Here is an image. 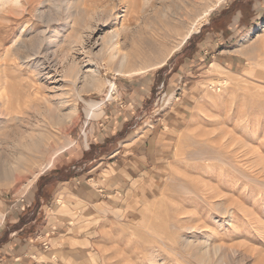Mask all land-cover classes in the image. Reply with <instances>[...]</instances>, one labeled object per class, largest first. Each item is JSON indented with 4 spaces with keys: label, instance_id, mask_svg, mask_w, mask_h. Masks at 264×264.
<instances>
[{
    "label": "rangeland",
    "instance_id": "1",
    "mask_svg": "<svg viewBox=\"0 0 264 264\" xmlns=\"http://www.w3.org/2000/svg\"><path fill=\"white\" fill-rule=\"evenodd\" d=\"M8 1L0 0V94L9 84L40 85L29 71L33 60L14 72L12 51L31 52L41 33L82 72L95 70L96 83L74 86L57 73L47 84L43 94H61L63 112L73 107L76 115L49 123L34 153L14 159L15 125L2 121L10 171L0 174V249L39 178L51 176L47 197L55 179L84 173L115 196L102 198L112 209L81 214L66 234L81 239L69 245L79 246L85 264H264V0H19L18 9ZM239 9L244 30L226 46L237 68L179 67L192 56L186 41L195 32L201 36L208 22L223 29ZM104 25L120 30L129 68L143 72L119 73L96 54ZM59 213L75 216L66 207Z\"/></svg>",
    "mask_w": 264,
    "mask_h": 264
},
{
    "label": "crops",
    "instance_id": "2",
    "mask_svg": "<svg viewBox=\"0 0 264 264\" xmlns=\"http://www.w3.org/2000/svg\"><path fill=\"white\" fill-rule=\"evenodd\" d=\"M241 10L234 12L230 23H226L223 29L213 30L208 22L201 36H199L200 30L195 32V40L192 36L191 45L188 46L193 51L192 56L184 57L179 67H186L188 63H194L195 66H200L199 68L209 63L210 67L223 62L229 68H237L238 58H235L234 53L226 46L244 30ZM211 59L213 61H210ZM94 148V144H90L91 152ZM91 152H85L83 155L87 156ZM97 159L100 158H92L89 161ZM94 178H86V175L81 173L68 176L64 180L55 179V185L49 196L44 197L43 193L47 191L44 190L45 187L52 183L51 176H42L37 182L41 184L40 188H36L34 193L27 195L24 203L15 208L16 219H13L16 223L15 228L10 230L9 240L0 249V264H64V262L85 264L87 258L85 254H82L79 246L69 245L71 239L75 241H81V239L66 237V234L68 230L75 228L77 225L75 219L81 214L97 216L102 215L105 208L112 209L105 205L109 201H104L102 198L115 197L108 195L106 188H102L100 184H95V187L99 188L92 186L93 184L90 183ZM78 205L80 207L74 208ZM117 206L115 203V208ZM63 207L68 208L75 216L59 213ZM119 210L116 208V211ZM38 216H41L42 220L40 226L36 224ZM86 247H89V244Z\"/></svg>",
    "mask_w": 264,
    "mask_h": 264
},
{
    "label": "bare ground",
    "instance_id": "3",
    "mask_svg": "<svg viewBox=\"0 0 264 264\" xmlns=\"http://www.w3.org/2000/svg\"><path fill=\"white\" fill-rule=\"evenodd\" d=\"M8 2H5V3H8ZM10 2H9V4H12L13 7L15 6L14 7L15 9H16V7H17V9H18V7L20 8L19 0H11ZM65 3H67V2H64V4ZM58 4H59V1H58ZM58 4H57V6H58ZM10 9H8L6 11V13H5L6 15H9ZM14 11L15 10H13V12ZM89 12H90V10H89ZM94 12H95V10H94ZM208 12H206L204 14V16ZM88 14H90V13H88ZM67 21H68V19H67ZM85 25H86V23H85ZM104 27H106L107 32L104 35L99 36L98 39H96V41L93 44L94 47L98 48L96 51V54L99 56H105L106 55L109 61L115 63L116 71H118L119 73H122L125 75H136V74H139L140 72H143V71H141V69H134L133 70V69L129 68V64L131 63V55L128 56L126 53H121V51H120V46H119L120 45V43H119L120 30H118L117 28H114V27L109 28V27H107V25H104ZM41 35H42V33H41ZM41 35L37 39V41L35 42V44L33 46L34 48H32L33 50L31 49L32 50L31 52L27 53V51H25L26 54L24 52V54L21 55L19 53L20 51L18 52V47L16 49H14V51H12V56L13 57L15 56L19 62V66L17 65L16 69L15 70L12 69V70H14V72H15L17 69H19L18 67L21 68V67L27 66V65H29L30 61L33 60L34 62H32V64H30L31 69L29 71L33 70L35 72V75H34V72L31 71L33 73V75L36 77L35 80L37 79V81H39L38 83L40 85L39 86L30 85L29 83H31V82H29V81L31 79L28 78L29 83H21V84H15V85L9 84L8 87L6 88V91L3 88L6 85L5 84L2 87L4 90V91L2 90V92H4V93L0 94V125H1L0 130L3 127L2 121L4 120V122H6V121L13 122L15 126L12 129L16 130V132H17L13 136V140H12V143L10 145V149H12L11 153L14 155V159H19V158L25 156L26 154H31V153H34L37 150H39V148L42 146L43 142L44 141L46 142V140L44 139L43 131H44V129H47L46 127L49 123L53 124V126L59 125L66 120H71L76 115V109L73 107L69 111L67 110V112H63L62 108L64 107L63 105L65 104V102H64V99L62 98L61 94H59V93L56 94V92H55L54 96L49 95L50 97H46V95L43 94V92L45 90L48 91V89L52 87L49 85L50 84L49 82L51 80H54L55 75L57 73H61L62 76L64 77V79L66 80V82H68L74 86L77 83L82 82L83 84L88 85L89 87H95V83H96V78H95L96 77V71L95 70L90 69L89 71H85V72L83 71L82 72L80 70V68L77 66V64H76L77 62H75V60H73V58H71V55L69 54V52H67V51L58 52L59 50H56L57 45L53 42V40H50V38L44 39V38H42ZM190 35H191V31H189L186 34L184 40L179 45L182 46V44H184V42L189 38ZM78 37H77L78 39H81L80 35ZM176 50H174V51H176ZM162 64H163V62H161V65ZM80 67H81V65H80ZM13 68H14V65H13ZM28 69H29V67H28ZM3 71H2L1 75L3 76V73H4V76L7 77L6 76L7 71L6 70H3ZM18 71H20V70H18ZM23 71H20V72H22L23 74H26V73L31 74V72H29L28 70H27V72L25 71L26 73ZM21 74H19V75H21ZM22 76L20 78H22ZM24 76H26V75H24ZM56 76H58V75H56ZM29 77L33 78L32 76H29ZM0 80H2V79H0ZM7 82H8V80H7ZM51 83H52V81H51ZM47 84L50 86L48 89H47ZM110 87L113 89L114 85L111 84ZM0 89H1V87H0ZM47 91H45V92H47ZM50 92H52V91H50ZM52 94H53V92H52ZM92 105L93 104H89V106H92ZM8 122H6V123H8ZM223 122H224V120H223ZM228 123H229V120H228ZM217 124L220 125L221 123L220 124L217 123ZM7 125H5V126H7ZM8 129H10V126ZM11 130H10V132H11ZM211 133H212V131H211ZM208 144H209V142H208ZM203 152H205V151H203ZM2 154H3V152L0 149V174L2 173L3 175H6V172L10 171V169H9V167L3 168L2 157H4V156H2ZM9 157H11V156H9ZM11 159L13 160V157ZM12 163H14V162H12Z\"/></svg>",
    "mask_w": 264,
    "mask_h": 264
},
{
    "label": "trees",
    "instance_id": "4",
    "mask_svg": "<svg viewBox=\"0 0 264 264\" xmlns=\"http://www.w3.org/2000/svg\"><path fill=\"white\" fill-rule=\"evenodd\" d=\"M192 39V36L187 40L186 44L189 43ZM40 179V178H39ZM33 229V228H32Z\"/></svg>",
    "mask_w": 264,
    "mask_h": 264
},
{
    "label": "built area",
    "instance_id": "5",
    "mask_svg": "<svg viewBox=\"0 0 264 264\" xmlns=\"http://www.w3.org/2000/svg\"><path fill=\"white\" fill-rule=\"evenodd\" d=\"M20 203L23 204V203H24V199H20ZM22 204H21V205H22ZM21 205H20V206H21Z\"/></svg>",
    "mask_w": 264,
    "mask_h": 264
}]
</instances>
